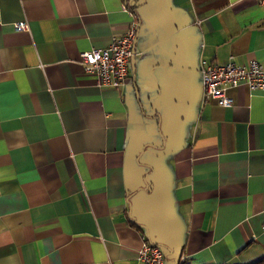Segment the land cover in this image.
<instances>
[{
    "label": "crops",
    "instance_id": "crops-1",
    "mask_svg": "<svg viewBox=\"0 0 264 264\" xmlns=\"http://www.w3.org/2000/svg\"><path fill=\"white\" fill-rule=\"evenodd\" d=\"M133 20L99 87L81 54ZM230 59L264 66L260 0H0V264H144V236L164 264L264 259V91L203 96Z\"/></svg>",
    "mask_w": 264,
    "mask_h": 264
},
{
    "label": "built area",
    "instance_id": "built-area-1",
    "mask_svg": "<svg viewBox=\"0 0 264 264\" xmlns=\"http://www.w3.org/2000/svg\"><path fill=\"white\" fill-rule=\"evenodd\" d=\"M260 4L264 6V0H260ZM123 8L133 14L128 4L124 3ZM13 24L16 30L30 29L29 23L24 20ZM139 28L140 23L133 20L124 33L112 36L107 47L93 48L81 54V64L86 72L96 76L99 87L119 88L126 83L137 55ZM200 71L204 99H214L224 107L233 105L230 89L246 85L252 92L264 91V66L257 59H252L247 64H238L233 59L221 64L202 60ZM138 260L144 264H164L166 255L159 246L149 242L144 236Z\"/></svg>",
    "mask_w": 264,
    "mask_h": 264
},
{
    "label": "trees",
    "instance_id": "trees-1",
    "mask_svg": "<svg viewBox=\"0 0 264 264\" xmlns=\"http://www.w3.org/2000/svg\"><path fill=\"white\" fill-rule=\"evenodd\" d=\"M255 264H264V259H262L261 261L255 263Z\"/></svg>",
    "mask_w": 264,
    "mask_h": 264
},
{
    "label": "water",
    "instance_id": "water-1",
    "mask_svg": "<svg viewBox=\"0 0 264 264\" xmlns=\"http://www.w3.org/2000/svg\"><path fill=\"white\" fill-rule=\"evenodd\" d=\"M167 256V255H166Z\"/></svg>",
    "mask_w": 264,
    "mask_h": 264
}]
</instances>
